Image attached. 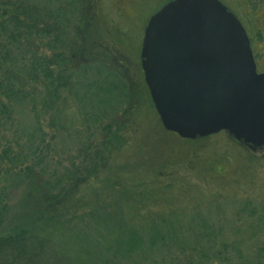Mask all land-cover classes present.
<instances>
[{
    "label": "trees",
    "instance_id": "trees-1",
    "mask_svg": "<svg viewBox=\"0 0 264 264\" xmlns=\"http://www.w3.org/2000/svg\"><path fill=\"white\" fill-rule=\"evenodd\" d=\"M237 2L245 7V19L250 13L262 16L254 21V37L249 36L258 70L264 59V0ZM77 4L0 0V180L11 179L12 171L20 172V183L27 180L13 216L0 187V264H264V247L241 253L238 239L224 237L206 222L183 226L159 215L136 222L120 194L106 201L75 199L78 187L104 167L106 149L109 158L128 141L125 125L115 124L127 99L125 86L118 78L111 86L99 76L88 78L98 63L79 28L84 17L76 14ZM34 96L50 104L67 98L80 111L76 135L69 140L82 139L77 155H69L80 159V166L62 168L59 163L55 150L60 130L47 138L38 123L28 132L18 128L17 114ZM97 134H103L102 144L94 141ZM148 201L137 194L139 205ZM193 226L198 231L192 232Z\"/></svg>",
    "mask_w": 264,
    "mask_h": 264
},
{
    "label": "rangeland",
    "instance_id": "rangeland-1",
    "mask_svg": "<svg viewBox=\"0 0 264 264\" xmlns=\"http://www.w3.org/2000/svg\"><path fill=\"white\" fill-rule=\"evenodd\" d=\"M77 1L76 14L84 17L79 28L99 67L91 70L88 78L99 76L107 82L105 86H111L114 78L122 80L127 99L115 116V124L125 125L123 132L128 134V141L109 158L106 149L104 167L78 187L75 199L106 201L120 194L133 221L156 215L170 216V221L183 226L202 221L224 237L238 239L241 253L264 247V148L236 142L226 132L183 140L163 129L151 102L141 70L140 50L149 18L168 0ZM219 1L241 22L248 38L251 34L254 37V21L259 23L262 16L250 13L247 20L243 15L245 7L237 0ZM252 54L254 57L253 50ZM262 66L264 59L259 73H264ZM66 100L50 104L34 96L16 117L18 128L25 132L36 123L42 125L47 138L56 130L61 131L55 154L59 155L62 168L82 164L78 158L69 159V155L76 156L79 151L82 139L77 143L69 140L76 135L81 115L72 100ZM126 109L128 113L124 112ZM12 133L8 131L9 136ZM103 137L99 134L94 141L102 144ZM49 143L54 145L51 140ZM11 173V179L1 178L0 187L8 197L13 216L23 202L27 180L21 179L20 183V172ZM138 193L147 196L146 205L138 204ZM188 231L184 228V232ZM196 231L193 226L192 232Z\"/></svg>",
    "mask_w": 264,
    "mask_h": 264
},
{
    "label": "water",
    "instance_id": "water-1",
    "mask_svg": "<svg viewBox=\"0 0 264 264\" xmlns=\"http://www.w3.org/2000/svg\"><path fill=\"white\" fill-rule=\"evenodd\" d=\"M141 70L166 132L183 140L226 132L264 148V73L241 22L219 0H172L144 30Z\"/></svg>",
    "mask_w": 264,
    "mask_h": 264
}]
</instances>
